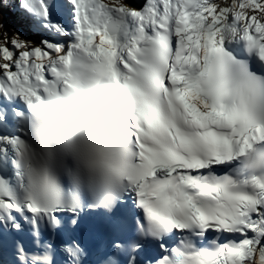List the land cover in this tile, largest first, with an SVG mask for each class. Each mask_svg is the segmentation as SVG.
I'll return each instance as SVG.
<instances>
[{
	"label": "snow or ice",
	"instance_id": "6c2138e0",
	"mask_svg": "<svg viewBox=\"0 0 264 264\" xmlns=\"http://www.w3.org/2000/svg\"><path fill=\"white\" fill-rule=\"evenodd\" d=\"M0 264H264V0H0Z\"/></svg>",
	"mask_w": 264,
	"mask_h": 264
},
{
	"label": "rangeland",
	"instance_id": "374dc122",
	"mask_svg": "<svg viewBox=\"0 0 264 264\" xmlns=\"http://www.w3.org/2000/svg\"><path fill=\"white\" fill-rule=\"evenodd\" d=\"M219 2H223V0H219Z\"/></svg>",
	"mask_w": 264,
	"mask_h": 264
}]
</instances>
